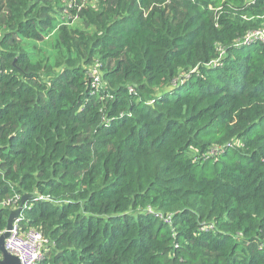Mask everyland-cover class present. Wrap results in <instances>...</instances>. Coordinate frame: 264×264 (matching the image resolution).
<instances>
[{
  "label": "trees",
  "instance_id": "16d2710c",
  "mask_svg": "<svg viewBox=\"0 0 264 264\" xmlns=\"http://www.w3.org/2000/svg\"><path fill=\"white\" fill-rule=\"evenodd\" d=\"M264 0H0V232L40 264H264Z\"/></svg>",
  "mask_w": 264,
  "mask_h": 264
},
{
  "label": "built area",
  "instance_id": "2783aa9c",
  "mask_svg": "<svg viewBox=\"0 0 264 264\" xmlns=\"http://www.w3.org/2000/svg\"><path fill=\"white\" fill-rule=\"evenodd\" d=\"M255 39H260L264 42V30L252 31L245 36L247 42ZM20 200L21 197L16 195L6 200L4 205L15 209ZM20 218L15 220L13 228L5 241V247L12 255L20 260L21 264H39L44 260L45 253L49 249V241L37 230L22 233L19 223ZM5 231L0 232V235Z\"/></svg>",
  "mask_w": 264,
  "mask_h": 264
},
{
  "label": "water",
  "instance_id": "95a60500",
  "mask_svg": "<svg viewBox=\"0 0 264 264\" xmlns=\"http://www.w3.org/2000/svg\"><path fill=\"white\" fill-rule=\"evenodd\" d=\"M34 196L31 194H25L21 199V205L17 210L11 211L8 220L6 232L0 236V264H21L19 259L11 255L5 248V240L8 238L10 231L13 228V223L21 215L23 208L26 206V200L32 199Z\"/></svg>",
  "mask_w": 264,
  "mask_h": 264
},
{
  "label": "clouds",
  "instance_id": "9594fccd",
  "mask_svg": "<svg viewBox=\"0 0 264 264\" xmlns=\"http://www.w3.org/2000/svg\"><path fill=\"white\" fill-rule=\"evenodd\" d=\"M21 199H22V198H21ZM4 204H5V202H3V203L1 204V206H3V207H7V206H5ZM20 205H21V200H20V202H18L17 207H16L15 209H12V208H9V207H7V208L10 209V213H11V211L17 210V209L20 207ZM23 209H24V208H23ZM19 217H22V213H21V215H20ZM13 224H14V223H13ZM5 230H6V229H5ZM5 230H4V231H5ZM5 232H6V231H5ZM5 232H4V233H5ZM39 232H40V231H39ZM4 233H2V234H4ZM41 233H42V232H41ZM2 234H1V235H2ZM42 234H43V233H42ZM1 235H0V236H1ZM45 238H46V237H45ZM46 239H47V238H46ZM5 241H6V240H5ZM5 248H6V247H5ZM48 248H49V247H48ZM6 250H7V249H6ZM7 251H8V250H7ZM8 252H9V251H8ZM9 253H10V252H9ZM10 254H11V253H10ZM11 255H12V254H11ZM13 256H14V255H13ZM15 257H16V256H15ZM19 261H20V260H19ZM40 263H41V262H40ZM40 263H39V264H40Z\"/></svg>",
  "mask_w": 264,
  "mask_h": 264
}]
</instances>
